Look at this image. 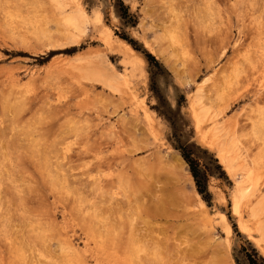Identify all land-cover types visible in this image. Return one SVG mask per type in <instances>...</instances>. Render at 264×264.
Returning <instances> with one entry per match:
<instances>
[{"label": "rangeland", "instance_id": "rangeland-1", "mask_svg": "<svg viewBox=\"0 0 264 264\" xmlns=\"http://www.w3.org/2000/svg\"><path fill=\"white\" fill-rule=\"evenodd\" d=\"M74 2L82 32L52 0H0V264L264 258L250 213L260 203L264 221V0ZM104 28L144 64L105 44ZM193 109H205L198 125ZM212 124L235 151L230 170ZM181 144L207 168L206 199Z\"/></svg>", "mask_w": 264, "mask_h": 264}, {"label": "bare ground", "instance_id": "bare-ground-1", "mask_svg": "<svg viewBox=\"0 0 264 264\" xmlns=\"http://www.w3.org/2000/svg\"><path fill=\"white\" fill-rule=\"evenodd\" d=\"M53 2H55V4L57 5V7L61 10V14H62V19L64 24L71 28L72 30H74L73 32H82L84 31V27L85 25L88 23V15L86 14V12L83 10V8L78 4L75 3L74 0H52ZM68 10H66L67 8ZM95 21L98 22L99 21V16H96ZM102 33V38L105 44H107L111 49L117 51L118 53H120L123 57V60L130 63L132 66H136L139 63L143 62V58L140 57L138 54L135 53V50L124 40L122 39H117L114 38V36L112 35L111 31L108 28H104L101 30ZM144 64V62H143ZM110 66V65H109ZM130 66V65H129ZM138 66V65H137ZM136 68V67H135ZM140 68V67H139ZM142 68V67H141ZM131 70V68H130ZM133 70V68H132ZM131 70V71H132ZM137 70V69H136ZM118 71V70H117ZM116 71V72H117ZM143 72V71H142ZM124 73V72H122ZM144 73V72H143ZM120 74V73H119ZM130 74V73H129ZM122 75V74H120ZM119 75V76H120ZM134 75V74H133ZM144 76V75H143ZM105 82L114 89H119L120 86L125 85V80L118 78L115 75H106L105 78ZM127 86V84H126ZM121 88V89H122ZM129 88V87H128ZM124 89V88H123ZM193 102V101H192ZM195 104V102H194ZM195 110V109H193ZM192 110V111H193ZM205 110V109H204ZM203 109H199V110H195L193 112V118H195V123L196 125L200 124L203 121V116L204 114L206 115L205 111ZM144 113L146 114L147 118H151L149 116V114H147L145 111ZM208 115V114H207ZM208 118V117H207ZM206 118V120H207ZM152 120V119H151ZM152 121H150V125H152L151 123ZM215 124V122H213ZM218 123V122H216ZM219 124H223L222 122ZM210 127V126H209ZM225 127V126H224ZM208 129V128H207ZM219 129L217 128V126H214L212 124V128H210V134L212 136L211 138V143L210 146H212L213 148L216 149L218 157L220 159V162L222 164H224L225 168L230 170L232 168V163L235 160L236 156H235V151L233 150V148L231 147V143H229L227 141V136L225 134H220L219 133ZM225 129V128H222ZM221 129V130H222ZM206 132V131H205ZM208 140V139H207ZM206 142V141H205ZM208 145V144H207ZM237 166V164H236ZM239 166V165H238ZM250 168V167H249ZM248 169V168H247ZM251 171V170H250ZM249 171V172H250ZM252 173V172H250ZM255 174V173H254ZM248 175V174H247ZM246 175V176H247ZM251 174H249V179ZM253 177V176H252ZM248 178V177H247ZM246 178V179H247ZM254 179H256L255 177H253ZM253 180V179H252ZM257 181V180H256ZM255 181V183H256ZM253 185V184H252ZM251 185V186H252ZM242 188V187H241ZM256 188V186H255ZM245 187L243 189L237 190V195H235L233 197L232 203H233V211L235 213H239L240 208H241V202L243 199H245V197H247V193L244 191ZM246 190V189H245ZM250 191V189H249ZM222 194V193H221ZM232 194V193H231ZM218 196V195H217ZM173 198V197H172ZM222 198V196H221ZM259 199V198H258ZM222 200V199H221ZM189 201V200H188ZM244 201V200H243ZM246 202V201H245ZM201 203V201H200ZM244 203V202H243ZM242 203V204H243ZM263 204V203H262ZM250 213L252 215V217L255 219V222L257 223L256 228L253 227L254 229H256L257 231H259L262 235H264V221H262L261 219H259V214L262 211V206L260 203H255V204H251V209H250ZM220 214V218L222 219L221 221H224L226 223L225 220V216L223 213L219 212ZM250 215V216H251ZM239 216V215H238ZM252 218V219H253ZM243 219V218H242ZM238 224V223H237ZM239 227L241 228V230H243L244 232L249 233V228L248 226L242 221L239 220ZM226 231L230 232L229 227H226ZM250 237H253L255 239V241H258L259 238L251 236L249 234ZM73 255V254H72ZM97 263V261H96ZM92 264V263H91ZM95 264V263H94ZM99 264V263H98Z\"/></svg>", "mask_w": 264, "mask_h": 264}, {"label": "trees", "instance_id": "trees-1", "mask_svg": "<svg viewBox=\"0 0 264 264\" xmlns=\"http://www.w3.org/2000/svg\"><path fill=\"white\" fill-rule=\"evenodd\" d=\"M137 20H135L132 24H136ZM178 152L180 153L183 160L188 165L189 171L191 173V176L195 182L196 188L198 193L206 199L207 195L209 194L207 191V168L205 166H202L198 159L196 158V155L194 151L186 144H181L177 147H175ZM246 260L248 264H264V258L257 254L255 256H252L249 253L245 254ZM238 264V261H237Z\"/></svg>", "mask_w": 264, "mask_h": 264}]
</instances>
